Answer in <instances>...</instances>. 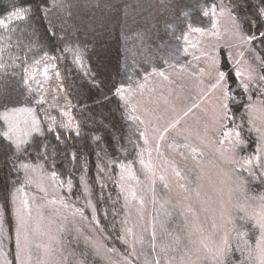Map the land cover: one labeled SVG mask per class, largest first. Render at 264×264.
Returning <instances> with one entry per match:
<instances>
[{"label": "snow or ice", "instance_id": "obj_1", "mask_svg": "<svg viewBox=\"0 0 264 264\" xmlns=\"http://www.w3.org/2000/svg\"><path fill=\"white\" fill-rule=\"evenodd\" d=\"M92 2L93 0H84V6L90 7ZM241 2L246 9H253L252 15L241 17L233 11L234 6H227L223 2L211 8V31L207 34L219 37V19L227 16L235 43L226 46L227 64L224 61L225 54L219 51L218 44L201 49V54L194 56L197 61L203 59L205 67L194 74L198 84L191 102L185 100L183 106H179L181 94L177 93L175 100L161 98L162 109L157 105L156 108L145 109L143 115H136L138 109L130 103L129 98L133 89L114 86V96L123 103L126 118L134 125L130 128L131 135L138 136L143 141V146L138 145L137 151L143 179H139L133 172V163L104 161L100 153H97L98 160H101L96 165L97 173H103V177H98L97 182L102 189L105 187L104 179H112V165L116 164L120 169L119 179L114 181L119 189L118 195L123 199L124 209L118 239L126 246V251L119 253L115 247L106 245V229L97 219V209L90 198L91 188L85 175H81L80 179L84 194L89 197L86 207L92 210L91 223L95 234L83 235L77 228V236L73 239L82 238L84 250L65 249L61 236L63 224H57L52 218L45 223L42 209L59 204L60 208L70 210L73 217L79 216L81 220H86L87 217L84 209L71 205L62 195L47 199V190L37 183L34 174L39 170L43 175L44 165L39 163V159L47 155L45 146L42 151L38 150L36 163L22 161L18 166L13 164L22 183L10 192V207H0V264H90V254L105 255L108 264H264V193L250 194L249 181L244 175L247 173L248 177L264 183V179H261L264 178V56L259 54L264 49V0H256L251 5L247 0ZM65 7L70 5H66L64 0H52L53 9L63 12ZM30 11V7L25 6L21 0V3L13 6L12 11L0 18V30L7 33L0 37V59L5 50L11 47L12 36L17 31L14 21H25ZM44 11L47 13L49 9ZM203 15L208 17L209 11H204ZM191 30L198 33L206 31L199 27ZM92 32L94 46L96 43L105 46L106 41L112 38L105 24L99 30L93 28ZM184 40L187 42V34L184 35ZM232 48L238 49L235 56ZM246 50L254 55L255 64L251 62ZM31 51L32 46L29 45L28 52ZM64 51L72 52L73 62L83 68V53L79 41L75 47L66 46ZM183 51L188 53L187 48ZM28 52L25 53L22 65L18 63L21 59L19 55L9 54L10 64L0 62V69H5V74L7 67H22L25 85L29 84L30 67L40 64L41 60L55 59L45 52L40 59H33L32 65H29ZM50 67L55 65L50 64L43 69L45 80L48 79ZM84 71L87 75L88 69ZM158 74L165 76L163 72ZM56 75L59 79V73ZM205 76L208 77L206 86L203 79ZM234 82L236 87H233ZM138 87L143 89L144 84L141 83ZM240 89L242 92L238 95ZM28 92L31 93L32 89L29 88ZM243 97H246V101ZM104 100L110 102V98L105 96L103 99H96L95 103L100 104ZM35 102L43 103L41 100ZM234 106L242 107L243 111L238 115ZM85 108L88 106L85 105ZM197 111L203 115L197 116ZM19 114H26L27 118L21 122ZM61 114L68 117V120L61 121L60 127L71 129L73 122L70 112L65 110ZM245 116L248 131L256 134L257 146L255 154L241 156L239 152L248 146L242 135ZM0 118L7 127L2 135L10 142L12 155L9 159L20 160L27 152L25 146L29 144L32 133L42 134L36 109L6 107L0 113ZM54 124L55 117H52L49 131ZM79 131L77 125V134ZM57 140H60L59 135ZM209 151L213 159H208ZM79 159L87 173L89 161L83 156ZM188 161H191V166ZM209 166L216 170L219 177L220 186L214 189L215 199H204L200 192L199 182ZM19 173L23 175L19 176ZM51 177L56 181L57 173L52 171ZM173 181L181 190L175 203L167 197L161 198L157 192V182L168 192L171 191ZM66 184L71 193V178ZM193 184L196 185L195 188ZM32 185L37 187L39 193L44 194L40 199H47V204L37 203V197L25 191L26 187ZM57 187H64V181H60ZM149 198L155 215L150 213L146 218L144 212ZM133 205L136 206L139 222L130 226L129 208ZM170 205L171 209L179 208V214L184 217V224L179 232L165 228L166 222L172 217ZM209 211L211 218L208 215L201 216V212ZM55 212L60 215V209H55ZM116 214L113 213L114 216ZM63 219L66 221L67 217ZM157 226L164 231V238H158ZM13 240L14 259L10 260L12 253L8 249ZM112 254L119 259L112 261ZM237 254L239 260L236 259Z\"/></svg>", "mask_w": 264, "mask_h": 264}, {"label": "rangeland", "instance_id": "obj_2", "mask_svg": "<svg viewBox=\"0 0 264 264\" xmlns=\"http://www.w3.org/2000/svg\"><path fill=\"white\" fill-rule=\"evenodd\" d=\"M100 1L101 0H93V2L96 3V5L93 7L97 10L102 8V6L98 5V3L100 4ZM64 2L66 5H70V7H65L63 12H60L59 9L52 8V0H41V3L38 5L36 10L38 13H42L43 20L46 23L49 31L53 34L56 33L63 45L65 44V47L68 45L75 47L78 38L76 37V33L71 30V24L72 21H76V19H78L77 16L79 13H76V10L82 8L84 0H64ZM221 2L227 6H232L229 0H124L123 5L126 7H122L119 15L116 14L121 20L122 28L120 35V51L122 57L121 75L120 79L118 80L117 87L123 86L125 88L131 87L133 89L129 98L130 103L135 105L138 109L137 113H135L136 115H143L145 109H153L156 108L157 105H159V107L162 109L163 102L161 98L169 97L170 99L175 100V94L177 93L181 94V102L179 106L182 107L185 100L191 102V97L196 95L198 84V81L194 79V74L197 73L200 68L205 67L203 59L200 61L194 59V56H199L201 54V49L218 44L220 46L219 51L225 54L224 59L227 64L228 49L226 46L235 43L231 33V22L228 17L224 16L219 19V32L221 33L219 37H214L207 34V32L211 31L210 10L212 7L219 5ZM46 8L49 9L47 13L44 11ZM84 8L86 7L84 6L83 10ZM204 11H209L208 17L203 15ZM99 12L101 13L103 10ZM69 13L71 14L69 15ZM196 27L202 28L206 31L204 33H198L191 30L192 28ZM23 28L24 25L19 28V30L22 31ZM14 34H16L17 39H14L13 44H11L12 50H9L11 55H19L21 57L20 61L23 60L25 53L28 52L29 45L32 46V51L28 52L27 57L29 65H32L33 59H40L44 55V53L38 49L33 40H27L26 42L23 35L21 36L18 33ZM185 34H187L188 37L187 42L184 40ZM87 46L88 45H86V47ZM184 48L188 49L187 54L184 53ZM237 51L238 49L232 48L233 56H235ZM246 54L251 59V62L255 64L256 61L254 55L251 52H247V50ZM8 60L10 64V56L8 57ZM64 60H66L68 63L71 62L76 64L73 62L74 56L72 52H65ZM20 61H18V63ZM50 64H54L55 67L49 68L47 73L48 79L45 80L43 69ZM181 66H183V68H181ZM11 70L13 73H18L19 67H11ZM160 72H163L167 79H165V76L159 75L158 73ZM57 73H59V79H57ZM88 74L92 76L90 71H88ZM146 75L147 79H145ZM203 79L206 86L208 77L205 76ZM141 83L144 84L143 89L138 87V85ZM23 87H25V98L23 99V102L17 107H32L36 109L37 117L41 121L42 134H52L56 138L58 135L62 136V134H68L69 132L76 134V126L79 125L80 128V120L83 121L85 125H90L94 129L95 126L92 121L93 116L92 120L90 116L87 120L88 113L83 112L82 107L80 109L76 108L75 102L72 101V99L67 94L63 86L62 75L57 69L55 59L48 61L41 60L40 64L30 67L29 84H24ZM233 87H236L235 82L233 83ZM29 88L32 89L31 93L28 92ZM240 92H242V89L238 90L237 94L239 95ZM125 94L129 95L128 93ZM243 99L246 101V97H243ZM36 100H41L43 103L37 104L35 102ZM117 100L121 106V110L119 109L121 115L124 117V132L121 138L122 143L117 144V146H119L117 150V159H111L110 156L108 157L106 155H102L101 159L104 161L110 159L115 161L116 164L133 163V172L139 179H143V176L140 172L141 166L138 162L139 158L137 156L138 145L143 146V141L139 140L138 136L131 135L130 128L134 127V125H132V123L126 118L123 103L118 99V97ZM83 103L86 104L84 100ZM98 106L100 108V104H98ZM4 110H2L1 113ZM65 110L69 111L71 114V119L73 122V127L71 129L60 127L61 121L67 122L68 120V117L61 114L62 111ZM101 110L104 111L102 108ZM234 110H236L239 115V113L243 111V108L234 106ZM102 111L99 110V113ZM196 114L197 116L203 115L199 111H197ZM52 117H55V124L52 125V130L49 131ZM18 118L21 122H23L27 117L26 114H19ZM0 120L3 123L2 126L4 127V131H6L7 127L4 120L2 118H0ZM246 121L247 117L245 116L242 135L248 146L246 149H243L239 152L241 156L255 154L257 146L256 134L254 132L248 131V125ZM237 123H240V121L237 120ZM23 126V123H21V127ZM42 134L32 133L30 139L37 136L41 137ZM129 137H131V139H129ZM46 158L49 162L48 157ZM176 158L179 159L178 157ZM208 159H213L210 151L208 154ZM116 164L112 165L113 168H117L116 178L113 179V182L119 179L120 169L116 166ZM188 164L191 166V161H188ZM50 167L51 163L49 162V172H45L43 170V175H41L40 171L38 170L37 173L34 174L37 183L42 184L47 190V199L58 198L62 195L71 205L84 209L87 219L81 220L79 216L73 217L70 214V210L60 208V205L57 204L48 205L42 209V212L45 216V223H47L49 218L55 220L57 224L62 223L64 231L61 233V236L65 249L68 251H83V239H73V237L77 236L76 229L79 228L83 235H94L95 229L94 225L91 223L92 210L86 207V201L89 199V197L85 196L84 188L80 179L81 175H85L86 178V173L82 167V162L79 157L78 159L75 157L72 161L70 160L68 165V168H70V173H74V177H78L76 182L75 180L71 179L73 182L71 193H69L67 189V180L64 182V187H57L60 181L63 180L61 178H57L56 181H53L51 177L52 169ZM256 171L258 172L259 169H256ZM22 175L23 173H21L19 176ZM244 175L249 181L248 188L250 194L255 195L264 193V183H261L260 180L248 177L247 173H244ZM98 177L102 178L103 173H99L94 180L97 193L94 197L91 194L90 197L93 205L97 209V219L99 220V211L104 214L105 210H108V208L110 210V208H112L111 217L113 218L114 222L108 223L111 227L116 226V233L119 235L121 227L120 221L124 218L123 199L118 195L119 189L115 182V191L111 190L112 188H110V179H104L103 182L105 187L102 189L100 183L97 182ZM67 178L69 179L71 177ZM86 181L89 185L88 179H86ZM21 183L22 180L18 179L17 173V180L14 183V187H19ZM199 183L202 198H216L214 189L218 188L220 184L217 172L213 167L209 166L207 168L204 177ZM193 187L195 188L196 185L193 184ZM25 191L35 195L37 197V203L47 204V199H40V197H42L44 194L39 193L35 185L26 187ZM180 191L181 190L174 181L171 184V191L168 192H166L162 185L157 182V192L159 196L161 198H169L172 203L176 202L177 194ZM99 195H105L103 202L107 201L110 204L102 202L98 203ZM194 199L195 197L193 194V200ZM6 207H10V204H7ZM169 207L171 209V205ZM197 207L199 208L200 206L197 205ZM55 209H60V215L56 214ZM171 210L172 217L166 222L165 228L168 230L175 229L179 232L183 227L184 217L179 214V208ZM114 212L117 213L115 216L113 215ZM150 213L155 215L153 205L151 204L149 198V202L145 206V217L147 218ZM204 215H208L209 218H211L210 211L208 213L201 212V216L203 217ZM63 217H67V220L65 221ZM138 222L139 215L136 211V206H130L129 224L130 226H134ZM157 236L158 238L165 237L164 231H162L159 226H157ZM193 239H196V237H193ZM106 245H108V247H117V245L110 246L108 242H106ZM118 245H120L121 248H116L117 251L119 253H124L126 251V246L120 241L118 242ZM14 250L15 244L13 240L8 251L14 256ZM89 252L91 253L90 249ZM236 257V259L239 260L237 255ZM110 258L112 261H117L119 259V257L114 254L110 255ZM88 260L90 264H108V259L105 257V255L94 256L90 254L88 256Z\"/></svg>", "mask_w": 264, "mask_h": 264}, {"label": "trees", "instance_id": "obj_3", "mask_svg": "<svg viewBox=\"0 0 264 264\" xmlns=\"http://www.w3.org/2000/svg\"><path fill=\"white\" fill-rule=\"evenodd\" d=\"M229 2L234 6L233 10L239 16L245 17L253 14V9L251 7L246 9L241 0H229ZM255 2L256 0H247L249 5ZM18 3H21V0H0V18L6 16L8 12L13 10V6ZM23 3L25 6L30 7L31 11L25 21H14V25L17 28L15 33L23 35L26 42L27 40H33L41 52H47L49 56L55 57L57 69L62 75L63 86L67 94L75 102L76 108L80 109L82 107L83 112L88 113L87 120L89 116L92 120L93 116L92 121L95 127L93 129L92 126L85 125L80 120L79 134H74L73 132L62 134L59 141L52 134L47 135L46 133L42 134L41 137H32L29 144L25 146L27 152L20 157V160L13 161L9 159L12 155L10 142L2 135L4 127L0 120V206L6 207L7 204L9 205V194L17 180V171L13 167V164L15 163L18 166L22 161L36 163L38 150L42 151L45 146L47 147L46 157H48L51 163L50 168L64 182L68 180L67 177H71L75 182L78 179V177H74V173H70V168H68L70 160L72 161L74 156L77 159L83 156L89 161L86 179H88L91 194L94 197L97 193L94 183V180L98 176L96 165L101 162L97 158V153H100L101 158L102 155H106L110 156L111 159H117V150L119 148L117 144L122 143L121 138L124 132V117L120 112L121 106L117 97L113 94L114 86L117 87L121 75L120 35L122 28L121 20L117 15H119L122 7H126L123 5L124 0H101L98 5L102 6V8L99 10L93 7L96 5L95 2H92V7H86L83 10L84 4H82V8L76 10V13H79L78 19L72 21L71 30L76 33V37L78 38L76 39L80 42L84 60L83 68L64 60L65 44L63 45L56 33L53 34L49 31L43 20L42 13L40 14L36 10L41 0H23ZM236 5H239V7H235ZM101 10L103 12L100 13L99 11ZM102 24L107 25L108 32L112 38L106 41L105 46H101L98 43L94 46L92 39L94 33L92 29L99 30ZM23 25L24 28L20 31L19 28ZM6 34L5 30H0V37ZM14 39H17L16 34H13L11 44H13ZM86 45L88 46L86 47ZM9 50H12V48L10 47L5 50L0 62L9 64L8 57L11 54ZM259 54L264 56V49H261ZM19 64L22 65L23 60ZM85 68L92 73V76L90 74L85 75ZM23 78L24 72L22 67L21 69L19 67L18 73H13L11 67H7L6 74L5 69H0V113L8 106L17 107L23 102L25 98ZM105 96L110 98V102L109 100H104L102 105L100 103L99 108L95 100L98 98L103 99ZM83 100L86 104L83 103ZM85 105L88 106L87 109ZM99 110L102 112L99 113ZM94 137H98L99 139H94ZM46 157L42 156L39 159V163L44 165L43 170L45 172L48 171L49 163ZM112 169V179H110L111 183L109 184L110 188H112L111 190L115 191L113 179L116 178L117 168L112 167ZM104 196H96L98 197V203L110 204L107 201L103 202ZM111 212L112 208L105 210L104 214L99 211L98 218L101 225L106 229L105 234L108 236L106 242L110 246L117 245L116 248L119 249L121 246L118 245L119 239L116 233V226L111 227L108 223L114 222ZM86 213L88 214L87 211ZM237 256L239 257V254ZM9 257L10 260L14 259L13 255Z\"/></svg>", "mask_w": 264, "mask_h": 264}]
</instances>
